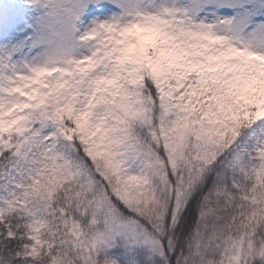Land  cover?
Instances as JSON below:
<instances>
[{"label": "snow or ice", "instance_id": "obj_1", "mask_svg": "<svg viewBox=\"0 0 264 264\" xmlns=\"http://www.w3.org/2000/svg\"><path fill=\"white\" fill-rule=\"evenodd\" d=\"M0 264H264V0H0Z\"/></svg>", "mask_w": 264, "mask_h": 264}]
</instances>
